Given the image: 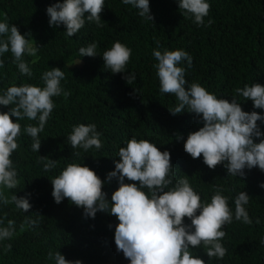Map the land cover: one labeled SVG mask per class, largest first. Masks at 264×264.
Listing matches in <instances>:
<instances>
[{
  "label": "trees",
  "instance_id": "16d2710c",
  "mask_svg": "<svg viewBox=\"0 0 264 264\" xmlns=\"http://www.w3.org/2000/svg\"><path fill=\"white\" fill-rule=\"evenodd\" d=\"M57 2L63 0H0V22L6 19L9 26L15 25L38 47L36 56H24L31 77L20 74L10 52L0 56L4 61L0 67V95L12 85L44 87L41 76L51 68L64 72L61 87L69 93L67 97L52 98L55 108L39 134V152L31 150L32 139L24 131L28 124L38 126V121L12 118L21 125L19 147L11 157L20 183L5 192L27 198L31 208L24 213L14 204L0 203V220L4 222L0 227L12 220L16 228L12 239L0 241V264H55L47 259L49 251H59L66 260H80L82 264H130L116 249L117 218L100 211L95 218L86 217L84 210L68 199L57 204L51 179L69 163L82 164L104 181L102 190L110 200L119 185L115 179L108 182L107 174L115 170L119 148L132 137L168 151L173 184L187 175L202 202H210L215 186H220L234 214L236 195L242 191L249 195L245 208L253 223L246 225L233 219L224 226L227 234L221 243L227 249L225 257L209 259L203 246L190 247L194 256L205 264H264V171L246 168L243 177L230 176L223 164L209 169L202 156L193 159L184 151V141L190 132L203 126L202 118L187 110L175 116L170 113L178 101L173 95L160 93L154 68L157 61L152 55L154 49L186 51L192 65L188 67L186 61L179 65L186 69V87L198 83L217 98L229 102L235 98L245 112L264 115V109L254 108L251 100L235 93L236 88L245 85H264V0H207L210 11L203 26L180 12L177 0H149L152 22L122 0H105L100 14L103 26L86 21L73 37L66 36L63 25L49 26L46 9ZM117 41L131 49V57L126 72L113 74L105 69L102 54ZM91 43L97 44V55L81 57L79 49ZM130 73L135 74L131 85L124 78ZM10 107L0 105V112ZM80 124L96 125L102 143L99 150L71 148L67 137L73 126ZM257 124L264 133V122ZM254 142L259 139L254 137ZM40 157L56 161V167L44 171L46 161ZM125 183L132 182L125 179ZM26 220L37 223L26 224ZM184 223L191 221L185 218ZM7 244H11L10 251L5 250Z\"/></svg>",
  "mask_w": 264,
  "mask_h": 264
},
{
  "label": "clouds",
  "instance_id": "9594fccd",
  "mask_svg": "<svg viewBox=\"0 0 264 264\" xmlns=\"http://www.w3.org/2000/svg\"><path fill=\"white\" fill-rule=\"evenodd\" d=\"M138 10V15L147 21H153L149 0H122ZM179 11L194 18L198 26L204 25L210 4L207 0H177ZM105 0H63L47 7L49 26L65 27L67 37L75 36L85 22H94L102 27L101 13ZM87 13V15H85ZM211 20L208 21L211 24ZM159 45V41L156 42ZM97 44L81 47V57H95ZM38 47L22 35L15 25L9 26L6 19L0 22V56L10 52L21 75H33L24 56H36ZM157 63L154 65L159 80L161 94L173 95L177 105L169 109L172 115L187 110L202 118L203 126L190 132L184 141V151L193 159L203 157V163L209 169L223 164L230 176L245 175L244 170L258 167L264 171V133L257 121L264 122V115L256 111L245 112L235 98L231 102L217 98L198 83L186 87V69L181 67L187 62L191 67L192 57L184 50H160L152 52ZM131 57V49L117 41L104 51V67L113 74L126 72ZM4 61L0 60V67ZM65 78L60 68L45 71L41 80L44 87L31 84L12 85L0 95V105L12 106L7 112H0V203L14 204L21 211L28 212L31 204L25 197L7 195L5 190L16 189L20 183L18 173L13 166L12 154L18 149V137L21 125L15 121L36 120L38 126L28 124L24 131L32 139L31 150L39 152L41 139L39 134L55 108L53 97H67L68 92L61 87ZM131 85L135 74L124 77ZM235 93L244 100H251L254 108L264 109V85L253 83L236 88ZM100 134L95 124L73 126L67 140L72 149L87 152L93 147H102ZM254 137L259 142H254ZM177 139H182L177 136ZM78 156L79 153L77 152ZM115 170L107 174V181L115 179L118 188L111 194L110 200L102 189L104 181L89 167L69 163L58 176L51 179L52 196L59 204L64 199L84 210L86 217L95 218L98 211L114 216L118 220L115 226L114 240L118 252H122L130 264H205L196 257L191 248L203 246L209 259L222 260L227 249L221 241L226 236L224 226L233 219L246 225L253 223L245 208L249 195L242 191L234 198L235 211L228 204V197L222 195L223 189L215 186V194L210 202H202L201 197L190 186L188 176L173 184L171 156L161 151L146 139L135 137L126 141L125 147L118 151ZM44 171L56 167V161L40 157ZM125 179L132 183H125ZM171 186V187H170ZM264 187V184L261 185ZM146 190V191H145ZM199 213V214H197ZM39 215V214H38ZM188 218L191 223L185 224ZM0 220V225H3ZM26 224H36L35 220H26ZM256 223H259L257 219ZM25 227L21 225V230ZM111 227V225H109ZM16 232L15 222L8 220L7 226L0 227V241L10 240ZM264 244V240H261ZM11 250V244L5 245ZM47 259L55 264H82L80 260L69 261L59 252H48Z\"/></svg>",
  "mask_w": 264,
  "mask_h": 264
}]
</instances>
